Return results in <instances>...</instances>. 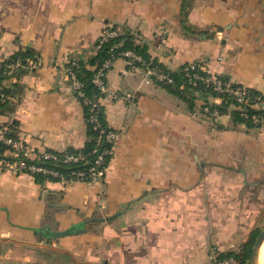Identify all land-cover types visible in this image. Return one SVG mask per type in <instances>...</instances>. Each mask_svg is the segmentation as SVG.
<instances>
[{"label": "crops", "instance_id": "0c3cea01", "mask_svg": "<svg viewBox=\"0 0 264 264\" xmlns=\"http://www.w3.org/2000/svg\"><path fill=\"white\" fill-rule=\"evenodd\" d=\"M115 25L171 72L194 62L264 95V0H0V61L27 50L38 63L2 81L0 106V127L29 143L31 163L85 147L66 67L94 70ZM105 80L99 103L120 137L104 179L0 171V264H210L215 250L239 253L264 229V120L250 126L214 96L182 98L123 57ZM71 227L84 231L40 235Z\"/></svg>", "mask_w": 264, "mask_h": 264}, {"label": "built area", "instance_id": "2783aa9c", "mask_svg": "<svg viewBox=\"0 0 264 264\" xmlns=\"http://www.w3.org/2000/svg\"><path fill=\"white\" fill-rule=\"evenodd\" d=\"M118 30L106 29L100 36L97 44V49H101L103 44L110 41L112 38L117 37L120 33ZM123 57L127 59L131 69L144 70L145 74L154 78L158 82L166 85H174V78L163 71L160 68H154L147 63L141 55L133 50H124L117 55H113L108 59L101 67L97 68L93 77L94 85L99 88L103 95L109 94V87L106 83V74L109 69L112 68L115 59ZM39 61L40 58H37ZM38 63L36 61L29 60V67L36 68ZM20 61L16 63H10L6 65L8 74H11L19 68H23ZM79 67L78 63L73 61L66 67V73L73 85V88L77 92L78 96L89 104L83 90L82 83L78 79L76 70ZM1 68V66H0ZM185 77L188 83L194 88H204L211 90V92L217 95H228L231 97L235 106L241 111V116L246 120H253L256 124L264 120V95L254 94L251 89L237 84L232 81H224L218 75H209L206 68L198 63H189L184 66ZM8 93L2 83H0V100L4 101L8 98ZM218 96L217 98L222 101L223 99ZM213 97V96H212ZM255 110L254 113H250L249 110ZM204 111L207 114H213L218 116L219 110L212 108L208 105L204 106ZM92 123H98V118L92 115L90 118ZM7 127H0V171H12V172H30V173H45L54 176L59 179L60 182L69 185L75 182L87 181L93 184H100L106 174L105 159L106 157H112L115 152V146L120 137V134L113 130L102 129L99 135V141L104 139L107 143L102 151L98 153V149H95L93 153H98L94 163L87 170H73L69 173H60L54 169H49L42 165L31 163L36 159V153L31 148L29 143L18 137H13L9 134ZM11 155V156H10ZM87 155L84 153H42L38 155L39 161L41 160H54L65 164H73L86 162ZM219 251L215 250L212 254V261L210 264H237L238 261L235 258L222 259L219 257Z\"/></svg>", "mask_w": 264, "mask_h": 264}, {"label": "trees", "instance_id": "16d2710c", "mask_svg": "<svg viewBox=\"0 0 264 264\" xmlns=\"http://www.w3.org/2000/svg\"><path fill=\"white\" fill-rule=\"evenodd\" d=\"M110 29L113 30H120L119 35L117 37L112 38L110 41L103 44L101 49H98L97 55L91 59L89 64L95 66L94 70H90L87 68L85 63L77 62L79 67L76 70L78 79L82 83V90L87 98L89 100V104L85 103L83 99H81L84 114L88 122V142L86 143L85 147L82 149L81 153H84L87 155L86 162H80V163H73V164H65L59 161L54 160H41L37 161L36 164L45 166L49 169H54L56 171H59L60 173H69L73 170H87L95 161L97 158V155L100 151H102L105 147H107V143L104 139L99 141V135L100 131L102 129L110 130L107 120H106V114L105 109L103 106L100 105L99 99L103 97L102 92L97 88L93 83V77L95 74V71L97 68L101 67L108 59H110L113 55H117L119 52H122L124 50H133L139 55L143 57V59L149 63L154 68H160L166 73L170 74L175 81L174 85H166L161 84L165 88L170 89L175 94L182 98H192L194 97V93L201 92L202 96L204 98H207V96L211 95L214 97H218L220 95H217L216 93L211 92V90H206L203 87L202 88H194L192 85L188 83V80L185 77L184 73V67L178 71V72H171L167 69H165L161 64H159L156 60L152 59L148 52V46L144 43H136L134 39V35L131 33L130 30L126 29L124 26L115 25L113 27H110ZM98 44V43H97ZM35 55L31 51H22L17 53L15 56H13L11 59L0 61V83L6 78L10 76L8 74L6 65L10 63H16L20 61L23 65H26L29 60H35ZM18 70V69H17ZM16 70V71H17ZM221 79L224 81H229V79L221 76ZM9 95V92L6 91ZM254 94H256L255 91L252 90ZM223 100L221 101V104L218 105L219 110L225 111L232 105H235L233 100L228 95L220 96ZM195 98V97H194ZM10 99V95L8 98L4 101L0 100V106H5V104L8 103V100ZM239 112V113H238ZM250 113H254L255 110H249ZM92 115H95L98 118V123H92L90 121V118ZM237 116H241V111L238 109ZM243 120V119H242ZM250 126H252L251 122L247 121ZM95 149H98V153H93ZM68 153H74L77 154L79 151L74 149H69ZM112 157H106L105 159V166L108 167ZM39 179H43L39 177ZM261 233V230L257 229L254 231L251 235L250 240L248 243H246L241 251L239 253L230 252V253H222L219 251V257L222 259H228V258H235L238 263L237 264H248V262L252 259L253 256V248L255 245V242Z\"/></svg>", "mask_w": 264, "mask_h": 264}, {"label": "water", "instance_id": "95a60500", "mask_svg": "<svg viewBox=\"0 0 264 264\" xmlns=\"http://www.w3.org/2000/svg\"><path fill=\"white\" fill-rule=\"evenodd\" d=\"M83 231H84L83 229H79L78 227H71L64 231L41 230L40 235L57 238V237H65L68 235L80 233ZM263 244H264V229L261 231V233L259 234L255 242V245L253 248L252 264H261L260 263V253H261V248Z\"/></svg>", "mask_w": 264, "mask_h": 264}, {"label": "bare ground", "instance_id": "6f19581e", "mask_svg": "<svg viewBox=\"0 0 264 264\" xmlns=\"http://www.w3.org/2000/svg\"><path fill=\"white\" fill-rule=\"evenodd\" d=\"M260 263L264 264V244L261 248V253H260Z\"/></svg>", "mask_w": 264, "mask_h": 264}, {"label": "rangeland", "instance_id": "374dc122", "mask_svg": "<svg viewBox=\"0 0 264 264\" xmlns=\"http://www.w3.org/2000/svg\"><path fill=\"white\" fill-rule=\"evenodd\" d=\"M196 95H198V96H202V93L201 92H197V93H195ZM207 98H211V99H213V97L211 96V95H209ZM248 264H252V259L248 262Z\"/></svg>", "mask_w": 264, "mask_h": 264}]
</instances>
